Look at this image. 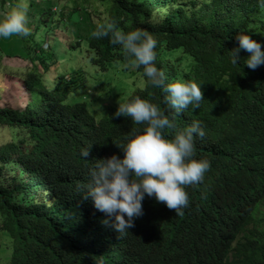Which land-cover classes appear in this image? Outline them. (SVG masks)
<instances>
[{
    "label": "trees",
    "instance_id": "16d2710c",
    "mask_svg": "<svg viewBox=\"0 0 264 264\" xmlns=\"http://www.w3.org/2000/svg\"><path fill=\"white\" fill-rule=\"evenodd\" d=\"M59 1L61 6L40 0L48 2L47 10L29 11L30 34L20 37L26 52L15 55L0 46V60L24 62L1 70L30 95L18 110L0 104V137L11 127L18 131L0 143V231L3 244L12 245L6 264H264V65L250 70L229 61L239 32L264 50V6L246 0L247 11L232 14L228 6L236 7L239 0H95L100 7L92 16L91 0ZM5 4L0 0V8ZM79 12L70 58L86 41L89 64L86 70L81 66L55 76L52 68L61 59L38 43L35 26H70L67 15ZM108 20L122 31L152 35L155 65L167 79L201 84L200 107L189 105L175 122L178 127L201 123L205 135L194 137L195 158L210 165L202 182L186 187L183 215L146 196L143 215L134 220L123 246L108 241L111 230L101 223L104 214L82 199L77 186L87 183L88 167L96 159L122 155L114 143L135 125L129 118L112 117L117 105H109L106 96L74 100L73 93L86 81L72 77H85L91 65L102 69L100 75L123 64L143 80L125 90L123 99L139 96L164 105L159 89L147 85L142 70L128 64L119 46L107 37H92L96 24ZM95 106L100 116L91 109ZM90 144L85 160L79 153Z\"/></svg>",
    "mask_w": 264,
    "mask_h": 264
},
{
    "label": "clouds",
    "instance_id": "9594fccd",
    "mask_svg": "<svg viewBox=\"0 0 264 264\" xmlns=\"http://www.w3.org/2000/svg\"><path fill=\"white\" fill-rule=\"evenodd\" d=\"M258 4L264 6V0H258ZM235 5L234 8L228 6L230 13L247 11L246 0L235 1ZM26 13L24 0H18L14 7L0 12V38L27 37L30 28ZM91 35L96 39L107 37L110 44L119 46L128 64L142 70L141 75L146 78L147 85L159 89L164 105L162 109L139 96L117 100L112 117L129 118L135 125L114 143L122 155L113 153L96 159L88 167L87 183L77 186L82 199L90 200L93 207L104 214L101 223L111 230L107 234L108 241L123 246L134 220L143 215L142 201L146 196L163 203L176 215H183V209L188 206L186 187L203 181L210 165L207 159L195 158L194 137L202 139L204 129L199 121L178 127L175 117L189 105L192 110L198 109L204 98L201 84L180 77L167 79L165 73L156 67L154 49L157 41L148 32L140 29L125 32L117 27L115 21L108 20L96 24ZM235 38L237 45L229 52L232 65L240 63L250 70L264 65V50L260 42L244 32L237 33ZM241 50L247 55L239 56ZM29 100L30 95L26 105ZM10 104L15 110L23 107L15 94L14 102ZM16 129L11 127V135L18 132ZM3 138L0 137V143ZM90 148L91 144L81 148L79 155L88 160Z\"/></svg>",
    "mask_w": 264,
    "mask_h": 264
},
{
    "label": "rangeland",
    "instance_id": "374dc122",
    "mask_svg": "<svg viewBox=\"0 0 264 264\" xmlns=\"http://www.w3.org/2000/svg\"><path fill=\"white\" fill-rule=\"evenodd\" d=\"M32 1L33 0H24V2L27 4L26 16H28V18L30 16L29 11L33 10V8L36 15L40 13L41 6L45 9V11L47 10L48 2L41 3L40 0H34L33 7H31ZM53 1L55 5L57 4L56 6L62 5V2L59 0ZM17 2L18 0H6V4L2 8H0V12H4L9 8L14 7ZM89 4H91L90 9L93 11L92 16H95L96 12H98L100 4L95 0H91ZM67 16H70V20L68 21L70 26H64L60 23H54L51 26L49 22H46V24H44L46 26L41 27L37 24L38 20H36L37 26L35 27L38 31L39 36L38 43H41L43 41L41 45L43 46L44 50L46 49L45 51H48V47H51L50 51L54 53L56 58L61 59V63L52 68V71L55 72V76L60 73H69L72 71V69L78 72V69L81 66H83L86 70L89 64L85 51V48L87 47L86 41H83L81 44L82 50H75L77 52H75L72 58H70V54L74 52L70 49L72 48L71 44L73 43L76 45V41L78 40L77 38H75L76 35L74 33L76 28H73L72 24H78L81 21L82 13L79 12ZM70 29H72V31H70ZM23 45V41L19 36L14 35L8 38H0L1 48L15 55L23 54L24 52H26L23 49ZM36 52L38 53L37 50ZM76 54H78L77 57H75ZM16 62L22 61H14V59H12L8 62H5L0 60V104L8 102L13 103L15 94L20 100V104L25 107L29 99V92L24 89L18 79L5 75V73H3L1 70L2 66L7 65L11 67V65L13 66ZM91 67L93 68L91 69L90 67H88V71L86 72L85 77H79L78 79L72 77V80L76 82L86 81V83L83 84L82 87H80L73 93L72 98L74 100L84 99L85 101L90 102L92 98L100 99L106 96L107 98H104L110 100L109 105H117V100H123V97L128 94L124 92L125 90L131 89L135 86H139V81H143L140 76L132 77V75H130V73L126 71L123 64L113 66L107 71L103 70V73L100 75H98V73L99 71H102V69H100L99 67H94L92 65ZM48 73H50V71H48ZM35 97L37 96L35 95ZM98 104L99 102H97V105ZM96 106L92 107L91 109L96 115L100 116L101 112L96 109ZM3 135L5 138L9 137L11 135L10 129H6L3 132ZM5 241L6 237L0 231V264H6L11 254H9L11 247L8 246L12 245L7 244L8 246H6L5 244H3V242Z\"/></svg>",
    "mask_w": 264,
    "mask_h": 264
}]
</instances>
